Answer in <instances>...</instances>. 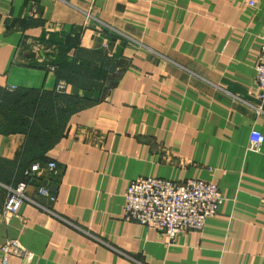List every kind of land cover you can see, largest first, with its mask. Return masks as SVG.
<instances>
[{"label":"crops","instance_id":"crops-1","mask_svg":"<svg viewBox=\"0 0 264 264\" xmlns=\"http://www.w3.org/2000/svg\"><path fill=\"white\" fill-rule=\"evenodd\" d=\"M263 34L264 0H0V88L37 91L61 120L0 127V263L19 239L33 258L16 264H264V143L248 149L264 134ZM51 160L56 201L37 180L28 193L53 212L26 201L6 221L7 186ZM141 176L205 180L225 200L170 242L123 217Z\"/></svg>","mask_w":264,"mask_h":264},{"label":"built area","instance_id":"built-area-1","mask_svg":"<svg viewBox=\"0 0 264 264\" xmlns=\"http://www.w3.org/2000/svg\"><path fill=\"white\" fill-rule=\"evenodd\" d=\"M55 70L54 66L50 67ZM257 82L264 100V34L260 63L257 66ZM11 88L9 90H14ZM57 94H68L70 84L58 79L54 88ZM264 143V134L253 129L248 149L260 152ZM61 168L54 160L46 164L34 162L25 170L28 180L8 185V195L3 214L6 221L20 217L21 205L28 201L53 212L52 209L31 197L28 189L32 181H39L37 192L51 202L56 201V194L49 182L58 179ZM225 200L218 184L201 179H188L182 182L158 177H138L134 179L127 192L123 217L127 221L138 222L157 229L165 234L170 242L183 230H202L210 217L217 215L220 205ZM3 256L0 264H16L12 256L26 260L33 258V252L27 249L19 239H9L1 248Z\"/></svg>","mask_w":264,"mask_h":264},{"label":"trees","instance_id":"trees-1","mask_svg":"<svg viewBox=\"0 0 264 264\" xmlns=\"http://www.w3.org/2000/svg\"><path fill=\"white\" fill-rule=\"evenodd\" d=\"M7 94L8 97L5 99V103H7L8 109L10 108L11 110H15L18 113V117H19L16 120L13 119V123H12L13 126H16L22 119H24L21 116L24 117L29 116L28 118L33 117L35 119H38V117L40 118V114L42 113L45 115H51L42 110V104L44 103L43 105H45L46 101L44 102V98L41 96V94H38L37 91L14 89V90H10V92H7ZM19 112H22V114H20ZM37 114L38 116H36ZM42 118L44 120H47L50 118V116H42ZM23 121L22 122L26 126L25 128L19 127L20 130H25L28 134H33L36 132V129L38 127L34 125V121L31 120L28 121L23 120Z\"/></svg>","mask_w":264,"mask_h":264},{"label":"rangeland","instance_id":"rangeland-1","mask_svg":"<svg viewBox=\"0 0 264 264\" xmlns=\"http://www.w3.org/2000/svg\"><path fill=\"white\" fill-rule=\"evenodd\" d=\"M7 92H10V91H8L7 89H2V88H0V127L2 128V129H11V130H16V129H19V127L20 128H25V126L26 125H24V121L23 120H31V121H34V125H36L37 127H41L45 122L47 123L48 121H50L49 122V124H48V126H52V124L54 123V121H56V123H57V125H58V127H59V124H60V118H56V119H53V116H52V114L51 115H45V114H40V118L38 117V119H35V118H33V117H31V118H28L29 116H26V117H24V116H21L22 118H24V119H22L16 126H13V119H18L19 117H18V113L15 111V110H11L10 108L8 109V105H7V103H5V99L8 97V94H7ZM47 100H50L49 99V97L47 96ZM5 103V105H4V103ZM47 106V103L45 102V106H44V108ZM20 114H22V112H19ZM27 115V114H26ZM36 116H38V114L36 115ZM42 116H50V118L49 119H47V120H44L43 118H42ZM23 121V122H22ZM36 121V122H35ZM28 125H29V123H28Z\"/></svg>","mask_w":264,"mask_h":264}]
</instances>
